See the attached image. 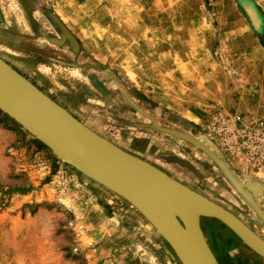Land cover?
Masks as SVG:
<instances>
[{
    "label": "rangeland",
    "instance_id": "1",
    "mask_svg": "<svg viewBox=\"0 0 264 264\" xmlns=\"http://www.w3.org/2000/svg\"><path fill=\"white\" fill-rule=\"evenodd\" d=\"M241 1L258 31L235 0H0V59L89 130L181 181L145 155L166 153L159 136L144 141L109 118L138 119L118 86L160 122L192 128L238 179L264 180V151L248 140L264 126V0ZM50 13L91 67L49 42ZM221 194L208 198L237 205ZM199 224L222 264H264L217 221ZM0 264L180 263L133 207L0 112Z\"/></svg>",
    "mask_w": 264,
    "mask_h": 264
},
{
    "label": "water",
    "instance_id": "2",
    "mask_svg": "<svg viewBox=\"0 0 264 264\" xmlns=\"http://www.w3.org/2000/svg\"><path fill=\"white\" fill-rule=\"evenodd\" d=\"M235 1L248 18L240 0ZM48 17L76 54L79 47L74 37L53 14ZM254 30L258 31L259 27ZM49 41L57 45L62 42ZM0 112L47 148L57 160L133 207L168 245L180 264H218L201 230V218L217 221L264 260V239L258 232L221 206L89 130L1 59ZM149 128L184 140L214 162L264 229V212L258 206L264 207L263 183L238 179L214 146H210V151L196 143L199 138L207 146L202 136L177 133L154 122ZM196 211L204 214L197 216Z\"/></svg>",
    "mask_w": 264,
    "mask_h": 264
},
{
    "label": "flooded vegetation",
    "instance_id": "3",
    "mask_svg": "<svg viewBox=\"0 0 264 264\" xmlns=\"http://www.w3.org/2000/svg\"><path fill=\"white\" fill-rule=\"evenodd\" d=\"M55 29L57 30L56 36H51L52 34H49L48 40L55 39V40H62L61 44H52L55 46H59V48L66 50L67 53L71 54L72 60L75 63L76 66L84 67V66H90L89 64H86L84 62H81L78 64L79 54L78 52L76 54H73L72 51L69 48V43L67 40L63 39L61 36V33L57 26L52 22ZM79 51V49H78ZM117 90L122 94L123 99L125 100L126 106L128 107V111L130 114L134 115L135 118H132L128 116L127 112H120L121 114H110L109 118L116 121L118 124L122 126H127L129 128H132L134 130H142L144 132H141L144 136V141L151 139V135L159 136L158 139L160 141H163L160 145L162 150L161 152L166 153H157L152 152L149 149H144L146 152L145 155L151 154V156H159L164 163L171 166L172 171L174 174H177L181 176L182 181L176 176H172L167 174L169 177L174 179L175 181L181 183L182 185L186 186L187 188L191 189L192 191L200 194L201 196L209 199L208 197H217L220 198L223 196L221 193L222 191L231 192V195L234 197V201H238L237 205L232 204L230 201H225L223 203L215 202L211 199L210 201L216 203L217 205L221 206L225 210L232 213L237 219H239L244 225H246L248 228L252 229L254 232H258L259 228L261 227V222L256 218V216L253 214V212L246 206V204L241 200V198L234 192V190L229 185L226 178L223 176V174L220 172V170L217 168V166L212 162L210 159H208L200 150L195 148L194 146L190 145L189 143L185 142L184 140H181L179 138L173 137L168 134L159 133L155 130H152L149 128L151 126V123L154 122L157 126L169 129L172 131H176L177 133H183L191 136H199L196 134V132L183 124L176 123L175 121H171L172 123H162L159 121V119L156 118V114L159 113L155 110H149L145 109L144 107H141L136 101L129 99L126 94L120 89V87H117ZM74 117V116H73ZM75 118V117H74ZM161 118V116L159 117ZM76 119V118H75ZM167 119V118H165ZM77 120V119H76ZM151 133V135L148 136L146 133ZM157 141V140H156ZM159 141V144H160ZM156 144V143H155ZM206 144V143H205ZM209 146V145H207ZM159 147V148H160ZM210 147V146H209ZM211 149V148H210ZM212 150V149H211ZM155 151V150H154ZM183 153L187 157L185 158L184 155L180 154ZM132 155V154H131ZM158 158V159H159ZM144 161V160H143ZM151 165V164H150ZM155 167V166H154ZM232 173L235 175V173L232 171ZM236 176V175H235ZM237 177V176H236ZM220 201H223L225 199H219ZM227 206L231 207V209H228ZM241 206V207H240ZM259 208L262 210V204H258ZM236 208L238 210H236ZM203 232V230H202ZM204 235V233H203ZM207 242V241H206ZM208 247L210 248L211 252L215 256V259L218 264L221 263L220 256H217L213 252V246L207 243Z\"/></svg>",
    "mask_w": 264,
    "mask_h": 264
},
{
    "label": "built area",
    "instance_id": "4",
    "mask_svg": "<svg viewBox=\"0 0 264 264\" xmlns=\"http://www.w3.org/2000/svg\"><path fill=\"white\" fill-rule=\"evenodd\" d=\"M238 120L239 117L235 116L234 121L236 122ZM248 140H252L251 145H253L254 148L264 151V126H258L256 129L248 132ZM256 165L263 166L260 162H257Z\"/></svg>",
    "mask_w": 264,
    "mask_h": 264
},
{
    "label": "bare ground",
    "instance_id": "5",
    "mask_svg": "<svg viewBox=\"0 0 264 264\" xmlns=\"http://www.w3.org/2000/svg\"><path fill=\"white\" fill-rule=\"evenodd\" d=\"M247 1H248V0H247ZM240 2H241V7L243 8V10L245 11L246 15H247L248 18H249L250 24H252V26L254 27V29H258V27H259V25H260V20H259V22H258V26H257V24H254L251 15L249 14V12H247V10H246L245 7L243 6L241 0H240ZM250 3H251V2H250ZM251 4H252V3H251ZM254 9H255V8H254ZM255 11H256V10H255ZM256 14H257V12H256ZM258 16H259V15H258ZM259 18H260V17H259ZM196 141H197L196 143H198L199 145H202V146L207 147V148H205V149L211 151L210 147L204 145V144L201 142V139L197 138ZM195 214L198 216V215H201V214H204V213H201L200 211H196Z\"/></svg>",
    "mask_w": 264,
    "mask_h": 264
},
{
    "label": "crops",
    "instance_id": "6",
    "mask_svg": "<svg viewBox=\"0 0 264 264\" xmlns=\"http://www.w3.org/2000/svg\"><path fill=\"white\" fill-rule=\"evenodd\" d=\"M256 181H259V182H261V183H263L264 184V180H256ZM262 210H263V212H264V207H262ZM262 230L264 231V229L262 228ZM259 232V231H258Z\"/></svg>",
    "mask_w": 264,
    "mask_h": 264
},
{
    "label": "trees",
    "instance_id": "7",
    "mask_svg": "<svg viewBox=\"0 0 264 264\" xmlns=\"http://www.w3.org/2000/svg\"><path fill=\"white\" fill-rule=\"evenodd\" d=\"M142 98V96H141ZM38 143V145H40L41 147L45 148L41 143H39L38 141H36Z\"/></svg>",
    "mask_w": 264,
    "mask_h": 264
}]
</instances>
